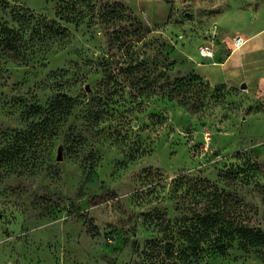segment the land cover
<instances>
[{
    "label": "rangeland",
    "instance_id": "1",
    "mask_svg": "<svg viewBox=\"0 0 264 264\" xmlns=\"http://www.w3.org/2000/svg\"><path fill=\"white\" fill-rule=\"evenodd\" d=\"M26 9L23 55L0 47V264H264L179 233L264 232V0H0V22Z\"/></svg>",
    "mask_w": 264,
    "mask_h": 264
},
{
    "label": "trees",
    "instance_id": "2",
    "mask_svg": "<svg viewBox=\"0 0 264 264\" xmlns=\"http://www.w3.org/2000/svg\"><path fill=\"white\" fill-rule=\"evenodd\" d=\"M13 17L17 21L18 29H10L6 24L0 22V47L11 49L16 57H20L23 55L21 53L22 49L24 50L21 45V41H23L21 27L34 21L35 15L26 9L23 11L18 10ZM49 31H53L51 23ZM212 199L215 200L213 205L217 206L219 203L217 192L214 193ZM202 213L197 212L195 217L192 216L188 219V222L183 225L179 232L187 243L186 249L191 254L201 252L203 245L211 247L215 252L222 254L226 252L230 242L235 238L243 239L249 245L264 247L263 231L238 222L233 217H222L218 211L208 214Z\"/></svg>",
    "mask_w": 264,
    "mask_h": 264
},
{
    "label": "built area",
    "instance_id": "3",
    "mask_svg": "<svg viewBox=\"0 0 264 264\" xmlns=\"http://www.w3.org/2000/svg\"><path fill=\"white\" fill-rule=\"evenodd\" d=\"M246 40H247L246 37L240 34H236L231 38V44L229 45V47L231 50L238 49L246 42ZM198 53L201 57L209 58L213 62L215 50L210 42H202L198 46Z\"/></svg>",
    "mask_w": 264,
    "mask_h": 264
},
{
    "label": "crops",
    "instance_id": "4",
    "mask_svg": "<svg viewBox=\"0 0 264 264\" xmlns=\"http://www.w3.org/2000/svg\"><path fill=\"white\" fill-rule=\"evenodd\" d=\"M260 32H262V31H259V32H257V33H255V34H253L252 36H254V35H256V34H258V33H260ZM247 38V37H246ZM248 40V39H247ZM246 40V41H247ZM228 57V56H227ZM227 57L225 58V60L227 59ZM225 60L223 61V62H225ZM262 79L264 80V78L262 77Z\"/></svg>",
    "mask_w": 264,
    "mask_h": 264
},
{
    "label": "water",
    "instance_id": "5",
    "mask_svg": "<svg viewBox=\"0 0 264 264\" xmlns=\"http://www.w3.org/2000/svg\"><path fill=\"white\" fill-rule=\"evenodd\" d=\"M241 86H242V87H245V83H242ZM58 158H60V156H59Z\"/></svg>",
    "mask_w": 264,
    "mask_h": 264
}]
</instances>
